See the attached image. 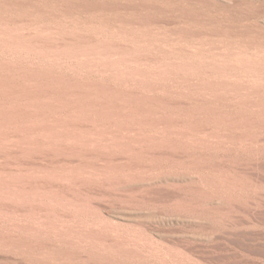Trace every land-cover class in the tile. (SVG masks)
Returning <instances> with one entry per match:
<instances>
[{
  "label": "rangeland",
  "instance_id": "obj_1",
  "mask_svg": "<svg viewBox=\"0 0 264 264\" xmlns=\"http://www.w3.org/2000/svg\"><path fill=\"white\" fill-rule=\"evenodd\" d=\"M0 264H264V0H0Z\"/></svg>",
  "mask_w": 264,
  "mask_h": 264
}]
</instances>
